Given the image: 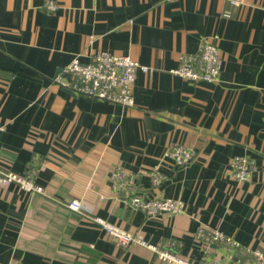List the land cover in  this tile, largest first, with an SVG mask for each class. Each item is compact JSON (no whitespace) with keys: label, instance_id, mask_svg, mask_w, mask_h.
<instances>
[{"label":"crops","instance_id":"crops-1","mask_svg":"<svg viewBox=\"0 0 264 264\" xmlns=\"http://www.w3.org/2000/svg\"><path fill=\"white\" fill-rule=\"evenodd\" d=\"M46 1L0 0V168L37 167L47 190L0 184V264H169L147 246L116 245L67 205L74 198L194 262L204 256L202 228L264 248V0H55V10ZM214 34L224 58L218 80L194 83L170 71ZM99 50L154 68L138 71L134 106L55 80L75 56L87 62ZM175 143L195 149L188 165L166 156ZM240 154L255 163L248 180L230 167ZM118 165L135 174L142 196L181 198L185 210L148 216L126 203L111 178ZM155 166L159 185L148 173ZM207 254L236 261L218 243Z\"/></svg>","mask_w":264,"mask_h":264},{"label":"built area","instance_id":"built-area-1","mask_svg":"<svg viewBox=\"0 0 264 264\" xmlns=\"http://www.w3.org/2000/svg\"><path fill=\"white\" fill-rule=\"evenodd\" d=\"M233 6H241L246 0H228ZM46 7L55 10L58 4L55 0H47ZM224 16H232V11L226 9ZM219 34L210 38L203 37L199 40L197 50L194 52H182L177 66L170 69L194 83L214 82L218 80L224 58L218 44ZM153 72L154 68L142 64L129 54H117L107 50L95 52L90 61L84 62L79 56H75L56 77V81L76 94L89 96L96 99L119 103L123 106L135 105L134 87L138 71ZM66 75H70L66 77ZM166 156L172 158L176 165L183 167L188 165L196 156V151L191 146L183 143H175L166 151ZM233 175L239 180H248L255 169V163L247 155H236L230 161ZM37 167L28 165L24 174L12 170L0 168V184L6 185L16 182L21 188L41 194H46V188L36 182ZM154 185H159L163 180V173L158 166L149 172ZM111 178L116 188L124 195L126 203L144 210L148 216L158 214H177L185 210V202L181 198L168 196H154L147 198L137 191L135 174L129 172L123 166H116L111 173ZM71 209L85 213L89 218L98 223L118 246H127L132 243L147 246L156 252L157 257L169 264H218L213 258H209L208 252L212 244L218 243L224 246L231 257L236 256L234 264H264V248L250 249L240 241L227 235L219 229H200L197 238L203 242L204 256L200 262L187 259L172 245L158 246L145 240L140 234L126 230L114 222L100 216L88 213L87 207L78 198L70 200L67 204ZM251 254V260L243 259ZM235 255V256H234Z\"/></svg>","mask_w":264,"mask_h":264},{"label":"water","instance_id":"water-1","mask_svg":"<svg viewBox=\"0 0 264 264\" xmlns=\"http://www.w3.org/2000/svg\"><path fill=\"white\" fill-rule=\"evenodd\" d=\"M68 77L70 78V75H68Z\"/></svg>","mask_w":264,"mask_h":264}]
</instances>
